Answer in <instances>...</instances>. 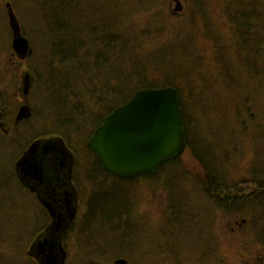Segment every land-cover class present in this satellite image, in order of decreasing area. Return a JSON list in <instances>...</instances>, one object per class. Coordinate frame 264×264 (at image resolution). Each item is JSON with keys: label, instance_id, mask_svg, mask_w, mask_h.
Returning <instances> with one entry per match:
<instances>
[{"label": "rangeland", "instance_id": "374dc122", "mask_svg": "<svg viewBox=\"0 0 264 264\" xmlns=\"http://www.w3.org/2000/svg\"><path fill=\"white\" fill-rule=\"evenodd\" d=\"M119 1L120 3L116 2L113 5H116L117 10V5L120 6L125 13L123 12L118 20L126 25L124 31L128 33L134 45L138 43L135 45L139 48L138 52L149 53L157 58L161 52H166L171 48H180L177 53L181 58L164 59L154 67V70L151 69L153 71L150 72V78L172 75L170 70H179L182 68H179V65L187 61L190 67L186 69V72H183V69L180 71L181 77L183 74L186 76L180 79L178 85L180 90L182 89L181 94L185 105L188 104L190 95L194 94V97H198L203 87L214 88L211 74L215 75L217 70L211 69L202 74L206 79L201 78L198 67L202 63L206 68L209 65L210 68H216L215 65L218 66L223 57L228 60L230 56L233 60L232 70L237 78L241 76L238 95L240 98L251 96L255 99L256 103L253 104L262 114L260 119L262 127L261 132L256 133L259 137L256 141L255 138L243 143L237 141V148L240 152L239 163L238 167L233 169L231 177L238 183L236 190L244 195L255 192L256 186L248 183L247 168L249 164L256 162V158H259L261 159L259 172H262V169L264 171V0H255L253 10L250 12L253 18L250 20L253 30L251 45L246 52L241 54L235 36V23H232L224 14L226 10L224 0ZM6 3L11 4L21 29L26 32L27 38L24 37L29 40L30 53L24 60H18L11 49L12 37L7 25ZM89 6L90 4L87 5L85 2L83 8L87 10ZM100 8L99 5L97 9L100 10ZM31 10L29 0H0V103L2 105L0 109L4 111L5 125L10 132L4 136L0 134V188L12 189L11 194H0V204L7 205V207L24 205L27 209L24 212L36 206L33 196L27 195L24 191H16L10 168L33 137L39 135L54 138L57 137V131L61 134L63 131L71 134L69 144L73 145L71 149L77 158V169L74 175L82 184L79 198L83 204L81 210L84 213V210L88 209L87 204L92 197L90 195L97 190L99 193L102 189L109 188L110 183L108 181L99 182L89 168L90 165L83 164V160L89 161L87 158L89 155L86 153L89 137L86 140L85 137L87 133L90 134L91 127L89 124L84 125L87 121L83 120V123L79 125V130L75 133L65 123L60 125V122L65 120L64 112H62L63 106L59 114H55V111L52 112L50 109L48 101L52 98H48L49 84L46 77L50 73L47 70L56 71L58 68L57 64L53 65L49 57L51 54L48 37L45 31L32 20ZM109 11L111 9L106 13L109 14ZM89 14L93 17L92 12ZM95 14H99V11H95ZM92 17L87 16L80 19H98ZM254 26L257 32L254 31ZM71 32L72 29L69 36H72ZM259 47L261 53L254 59L255 70L254 65L252 67L247 62L243 63L242 59L250 55L253 60L252 52L255 55ZM163 70L166 72L163 73ZM247 70H250V73ZM256 75L258 77H255ZM190 82L195 83L189 86ZM233 92L230 89L226 92L229 95L225 94V96L231 99L235 96ZM59 100L60 98H57V102ZM91 104L88 97H83V101L69 102L68 106L72 107L75 112L88 110L92 113L91 110H93V115L100 113V108ZM22 107L28 108L30 116L17 121L15 125L14 120ZM97 117H100L99 114ZM74 118L69 119L73 122L72 126L80 123L76 115ZM181 162L191 173L198 174L201 171L187 150L181 156ZM85 167L89 168V172L85 180L81 181L80 179L85 175ZM174 176L175 174L162 178L159 175L136 178L126 189H130L128 202L132 207L128 213L131 218L128 224L131 226V249L127 255L124 254L127 264H264L263 246L257 245L255 238L258 233L251 225L252 221L251 218L248 219V215L242 218L220 213L214 205L204 200L198 186L191 180L186 181L184 186L181 185L186 198L181 201L177 194H174L176 197L170 195L169 189L173 190L179 186ZM114 196H117V200L125 199L117 193ZM169 203L178 207L175 215L168 214ZM25 214H21L17 220L19 228L2 226L9 235L3 239L4 242L12 240L14 242L8 246L0 238V259L7 258L8 262L5 264L30 263L25 257L34 224L32 220L30 221V214ZM15 216H17L16 213ZM9 229H16L19 234L11 235ZM127 242L128 239L125 240V243ZM80 246L81 250H78L76 255L72 254L69 264H113L110 256L99 259H95L94 256L95 258L88 259L84 255L85 250L82 254L84 244L81 243Z\"/></svg>", "mask_w": 264, "mask_h": 264}, {"label": "trees", "instance_id": "16d2710c", "mask_svg": "<svg viewBox=\"0 0 264 264\" xmlns=\"http://www.w3.org/2000/svg\"><path fill=\"white\" fill-rule=\"evenodd\" d=\"M88 1L29 0L32 8L30 11L31 18L40 29L45 31L51 54L49 57L53 65L56 66L57 64L58 68L56 71L51 70L49 72L47 70L50 74L46 77V81L49 84L48 98H52L48 101L52 112L55 111V114H59L61 107H64L62 112H64L65 120L62 123L60 122V125L62 126L65 123L67 127L76 133L81 122L83 120L87 121L84 125L89 124L91 129L89 130L90 134H86V140L102 124L103 119L108 114L115 108L126 104L136 91L164 87L177 88L186 132V150L201 171L198 174L189 172L183 166L181 158H179L162 165L157 175L162 178L166 175L175 174L174 177L177 178L179 186L175 188L176 190L169 189L170 195L177 194L181 201L186 199L181 185L184 186L186 181L191 180L198 186L204 200L212 206L214 205L220 213L223 212L228 216L237 217L248 215V219L251 218L252 221L251 225L255 227L258 233L257 238H255L257 245H262L264 252V171L262 169V172H259L261 159L256 158V162L249 164L247 168L248 183L256 186L255 192L244 195L241 191L236 190L238 183L231 177L233 169L237 168L239 163L238 156H240V152L237 148V141L243 143L254 138L256 141L259 138L256 133L259 134L262 127L260 122L262 114L253 104L256 103L255 99L251 96L240 98L238 95L240 93L238 88L241 76L239 75L237 78L234 74L231 64L233 60L230 56H228V60L223 57L221 63L218 66L215 65L216 68H210V65L206 68L205 64L202 63L198 67L201 73L197 70L200 76L211 71V69L217 70L215 75L211 74L214 88L203 87L198 97H194V94L189 92L193 96L190 95L188 104L185 105L184 97L181 94L182 89L180 90L178 85L180 79L182 80L186 76L183 74L181 77L180 71L183 69V72H186V69L190 67L187 61H184L181 66L179 65V68L182 67L179 70H170L169 72H172V75L163 78H150V72L164 59L173 57L176 60L181 58L177 53L180 48H171L166 52H161L157 58L152 57L149 53L138 52L139 48L135 47L138 43L134 45L128 33L124 31L126 25L118 20L125 11L118 5L117 10L116 5L113 4L120 3V1ZM85 2L87 5L90 4L87 10L83 8ZM99 5L101 6L100 10L97 9ZM254 5L255 0H224V8L226 9L224 14L232 23H235L234 30L238 42L237 46L240 47V54L246 52L251 45L253 30L251 29L250 20H253V18H251L250 12H252ZM109 9L111 11L108 14L106 12ZM95 11H99V14H95ZM91 12L93 17L89 14ZM87 16L98 19H80ZM70 28L72 29V36H69ZM22 31L23 36L26 37V32ZM254 31L257 32L255 26ZM260 53L261 48L259 47L255 51V55L252 52L253 60L249 55L246 59H242V62H247L252 67L254 65L256 70L254 59ZM185 54L187 56L186 52ZM244 67H247V65H244ZM152 68L153 70H151ZM168 68L170 69V67ZM247 71L250 73V70ZM162 72L165 73L166 71L163 70ZM255 77H258V75ZM201 78L206 79L205 75H202ZM192 83L195 82H190L189 86ZM195 87L197 88V86ZM230 89L234 91L232 94L235 95L231 99L225 96V94L229 95L226 92ZM83 97H88L90 104L96 103L95 105L91 104L92 106L100 108V113H98L100 119L97 117L98 114L93 115V110H91L92 113L88 110L86 112H75L72 107L68 106L69 102L83 101ZM57 98H60L59 102H57ZM74 115L80 121L76 126H72L73 122L69 120L75 119ZM58 132H56L57 137L62 138L72 148L73 145L69 144L71 143V134L63 131L62 134ZM0 134L3 135L1 132ZM37 136L29 142L41 138V136ZM72 153L74 154L73 150ZM86 153L89 155L86 166L90 165L89 168L96 175V179L99 182L108 181L110 183L109 188L102 189L99 193H97V190L90 195L92 197L88 203L87 225L90 229L97 226L99 222L105 223L110 234L124 235L126 231L123 234V222L125 221L128 225L131 218H126L122 214V209L127 206L130 189H126L129 184L133 183V180L118 179L105 172V177L100 176V166L97 165V160H92L93 157L97 158L87 148ZM74 156L76 155L74 154ZM89 168L85 167L84 177L88 174ZM142 177L152 176L137 178ZM83 179L85 180V178ZM10 190L12 189L3 190L0 188V194H11L12 191ZM115 193L124 196L125 199L117 200V196H114ZM97 202L99 203L97 204ZM169 207L168 214L175 215L178 207L174 204L170 205V203ZM25 209L24 205L7 207V205L0 204V238L2 240L9 237L2 226L19 228L17 220L23 213H26L25 215L29 213L31 216L30 221L32 220L34 224L30 239L39 229L45 218L42 208L36 202V206L31 207L28 212H24ZM15 213L17 216H15ZM9 233L11 235L19 234L16 229H9ZM4 244L9 246L14 242L12 240L4 242ZM89 251L90 253H102L97 247L89 249ZM25 259L30 261V263L27 261L29 264H34L30 259L26 257ZM5 262H8L7 258L0 259V264H5Z\"/></svg>", "mask_w": 264, "mask_h": 264}, {"label": "water", "instance_id": "95a60500", "mask_svg": "<svg viewBox=\"0 0 264 264\" xmlns=\"http://www.w3.org/2000/svg\"><path fill=\"white\" fill-rule=\"evenodd\" d=\"M5 9L11 49L18 60H24L30 53L29 42L22 35L11 4L6 3ZM29 116L28 108L22 107L16 121ZM41 143H34L16 164L22 182L37 175L35 154ZM56 143H42L39 149L55 145L66 152L63 144ZM186 146L179 92L174 87L136 91L126 104L104 118L87 142L88 150L97 157L102 170L120 179L154 175L163 164L180 158ZM43 204L54 216L50 206Z\"/></svg>", "mask_w": 264, "mask_h": 264}, {"label": "flooded vegetation", "instance_id": "af4514ba", "mask_svg": "<svg viewBox=\"0 0 264 264\" xmlns=\"http://www.w3.org/2000/svg\"><path fill=\"white\" fill-rule=\"evenodd\" d=\"M14 124H17L16 118ZM0 131H2L1 133L3 135H8L10 133L5 125L4 111L1 109ZM37 142L61 143L65 147L66 152L64 149L62 151L55 148V145H46L47 148L44 147L45 150H41L39 149L41 143L35 154V163L38 166L37 175L27 178L22 182L19 178L16 164L26 154L28 149ZM76 160L77 158L72 153V149L62 138L55 137L49 139L41 137L29 142L27 147L13 162L10 169L15 188L33 196L45 213L43 223L39 229H37L36 233L33 234L28 243L29 246L26 257L34 264H69V260L72 259V254L76 255L78 250H81L80 245L82 243L84 244L82 254L85 250L84 255L88 259L95 257V259L108 258V256H110L113 264H127V259L124 254L126 253L127 255L128 251L131 249V226L126 225L125 221L123 222V234L124 231H126L124 235L110 234L105 223L100 222L97 226L89 229V225H87L88 209L84 210V213L82 212L83 210H81V207L83 204L80 202L79 198L81 191L80 185L82 184L78 182L74 175L77 169ZM92 160L96 161L97 159L93 157ZM96 162L101 169L99 175L105 177L104 171L98 160ZM83 164H87V161L83 160ZM158 172L155 175H157ZM77 178L79 179V177ZM83 178L80 180L84 181ZM43 202L50 206L54 216L50 214ZM129 205L130 204L122 209V214L125 215L126 218L130 217L128 213L132 209ZM80 214H82V216H80ZM126 239H128L127 243H125ZM95 247L102 253H90L89 249Z\"/></svg>", "mask_w": 264, "mask_h": 264}, {"label": "bare ground", "instance_id": "6f19581e", "mask_svg": "<svg viewBox=\"0 0 264 264\" xmlns=\"http://www.w3.org/2000/svg\"><path fill=\"white\" fill-rule=\"evenodd\" d=\"M28 91V90H27ZM51 109V108H50ZM51 111H52V109H51ZM42 138H49V137H42Z\"/></svg>", "mask_w": 264, "mask_h": 264}]
</instances>
